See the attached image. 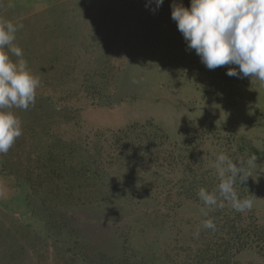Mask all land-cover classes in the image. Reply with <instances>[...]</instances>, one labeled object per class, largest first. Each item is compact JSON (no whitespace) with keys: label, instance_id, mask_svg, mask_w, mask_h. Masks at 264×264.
I'll return each instance as SVG.
<instances>
[{"label":"rangeland","instance_id":"obj_1","mask_svg":"<svg viewBox=\"0 0 264 264\" xmlns=\"http://www.w3.org/2000/svg\"><path fill=\"white\" fill-rule=\"evenodd\" d=\"M154 2L0 0V19L23 24L15 43L40 80L34 105L12 109L22 134L0 154V264H180L209 236L207 208L187 200L175 221L151 224L125 187L80 175L83 152L63 146L89 132L152 121L175 141L224 122L264 148V84H211L229 66L207 69L176 25L148 40ZM206 144L218 175L213 159L226 151ZM54 150L64 161H50ZM255 170L251 211L264 221V164ZM236 259L264 264L256 250Z\"/></svg>","mask_w":264,"mask_h":264},{"label":"trees","instance_id":"obj_2","mask_svg":"<svg viewBox=\"0 0 264 264\" xmlns=\"http://www.w3.org/2000/svg\"><path fill=\"white\" fill-rule=\"evenodd\" d=\"M173 2L190 6V0H163L159 8L151 6L149 20L152 28L147 36L151 37L148 40L164 39V36L171 33L172 27L177 26L171 18ZM159 21L165 23L167 28H159ZM160 43L161 41H157L152 46L157 47ZM180 50L183 49L180 47ZM222 79L228 81L227 84L232 88L234 83L237 84L236 81H247V78L230 77L225 73L214 77L211 84L218 85ZM260 110L264 112V108ZM197 129L193 133L186 132L183 138L173 141L152 121L132 123L117 129H97L77 138V143H66L63 148L67 154L73 147L83 152L81 164L84 172L80 175L96 177L101 183L109 177L110 185L115 190H122L123 187L129 190L127 196L130 203L134 198L142 201L146 206V218L151 224L172 219L175 221L179 215L178 210L187 200L207 208L206 220H213L215 230L208 229L209 236L196 248L185 249L191 251V259L180 264H242L236 257L245 250H256L264 257V221H260L251 210L236 212L231 203L222 198L218 199L216 206L209 207L198 196L201 188L209 193H218L220 183V177L213 166H210V158L204 157L200 150L201 148L204 152L209 139H213L218 147L224 149L234 162L256 157V162L250 169L246 166V171H250L251 176L243 185H235L240 198L254 196V168L258 170V166L264 164V148L228 129L224 122L217 125L204 121ZM53 146L55 145H52V149ZM204 154L206 156L210 153ZM65 157V154L62 156L54 150L50 161L57 162L59 158L64 161ZM213 160L215 162L216 158ZM99 185L101 184L98 183ZM50 210L51 216L59 221L53 209Z\"/></svg>","mask_w":264,"mask_h":264},{"label":"clouds","instance_id":"obj_3","mask_svg":"<svg viewBox=\"0 0 264 264\" xmlns=\"http://www.w3.org/2000/svg\"><path fill=\"white\" fill-rule=\"evenodd\" d=\"M162 4L163 0H155L156 8ZM171 8V18L187 48L195 50L207 69L232 66L227 69L228 76L255 78L264 84V0H190L189 7L173 2ZM21 29L23 24L0 19V154H6L22 134L21 120L12 109L27 110L34 105L40 86L23 50L15 43ZM255 162V156L234 162L226 154H219L215 161L220 177L218 193L201 188L199 198L209 207L216 206L222 198L236 212L251 210L252 198H240L235 185L247 181L251 173L246 166L250 169ZM215 227L212 219L203 221V228ZM199 231L198 228L196 236Z\"/></svg>","mask_w":264,"mask_h":264}]
</instances>
